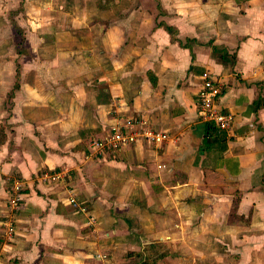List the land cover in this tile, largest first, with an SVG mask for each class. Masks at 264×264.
Listing matches in <instances>:
<instances>
[{
	"label": "crops",
	"instance_id": "1",
	"mask_svg": "<svg viewBox=\"0 0 264 264\" xmlns=\"http://www.w3.org/2000/svg\"><path fill=\"white\" fill-rule=\"evenodd\" d=\"M14 2L0 0V220L12 180L22 189L0 264H126L154 244L163 260L221 233L264 260V0H23L21 48L7 38ZM205 72L227 130L198 117ZM132 115L169 139L90 156ZM62 167L63 181L40 177Z\"/></svg>",
	"mask_w": 264,
	"mask_h": 264
},
{
	"label": "rangeland",
	"instance_id": "2",
	"mask_svg": "<svg viewBox=\"0 0 264 264\" xmlns=\"http://www.w3.org/2000/svg\"><path fill=\"white\" fill-rule=\"evenodd\" d=\"M14 1H15L14 3H11L13 5L14 9H12L8 12L5 11V16L8 20V22H10V24L13 26L12 27L13 29L8 34L7 38H10L11 41H13V43H16V46L19 45V48H21L23 46L24 35H23V29L20 28V30L18 31V27H19L18 20H20L21 16H22L23 0H14ZM49 15H50V11L46 10L44 12V22H48L51 20L50 18L52 16L49 18ZM1 16L2 15H0V18H1ZM132 116H134V115H132ZM126 117H130V116H126ZM126 117H123V118H126ZM204 125H205L204 123L200 124L199 128H202ZM102 134L97 135L95 138H93L89 141L88 149H87L89 154L93 152L92 144L94 142V139L101 136ZM140 142H146V141H140ZM164 142H166V141H164ZM163 143H160V145ZM155 145H157V144H155ZM90 156H94V158H99V159L101 158L100 156L95 157V155H91V154H90ZM64 168H66L67 171L63 172ZM54 172L61 173V177L56 179V180L44 178L43 175L45 173H49V174L53 173V172H48V171L43 172L40 177L48 183L49 182H60V181H63L65 179V176L68 175V173L70 171H69L68 167H62V168H60ZM18 180L20 183H22L20 179H18ZM209 180H210L209 176L207 178L204 177L205 183ZM215 180H217V182L224 181L219 176H216ZM11 184L13 185V180H12ZM12 185L10 188V192H9V195L7 198L8 201L6 204L8 211H7L6 215H4L3 218H1V220H0V222H3V224H1V225H3V227L5 228L3 231L4 232L3 236H8V237L10 235H12L15 231V228H14L15 227V225H14L15 219H16L15 212L18 209L19 204H20V200H21V196H20V199L16 204L17 206L15 205L16 207L11 204V200H13L12 198L15 196L14 192L12 190ZM224 188H225L224 185L220 187V189H224ZM21 189H22V184L20 187V193L19 194H21ZM13 207H15V208H13ZM231 208H232L231 209L232 213L235 212L237 209V207L234 204H232ZM76 210H78V209H76ZM188 212H190V211H188ZM91 219L93 220V217ZM246 222H247L246 220L241 218V219L235 221V225L238 227H243L249 238L252 236H255V235H259L260 229L257 228L258 226L257 227L251 226V227H248L246 229V227H244L246 225ZM93 223H95V222H93ZM127 224L129 227H131L130 222H127ZM208 225H211V224H208ZM207 228L208 227L206 226V229ZM235 231L237 233L241 230L237 229ZM0 236H2V235H0ZM218 237L220 238L219 239L220 242L216 241V239L214 240V237H212V238L201 237L200 238L201 239L200 243H202L203 241L205 243V240L210 242L208 244L209 247H206L208 250L206 249L204 252H200V251L184 252V253H181L179 251H176L174 253L172 252L171 256L168 257L167 259L165 258V259L161 260V262H163V263H160V264H234V260L236 262H240L241 264H264L263 258H260L261 257L260 253H256V252H252L249 254L240 253V251L244 248V246L241 248H238L239 246H236L234 242H232V245H229L228 237L222 233L220 235L218 234ZM254 240H258V237H254ZM250 242H252V241H250ZM94 255L97 256V258L99 257L101 259H105V258H108L110 254L109 255H108V253L107 254H104V253L99 254V252H97V253H94ZM121 255H122V253L119 255V257H121ZM123 257H126V258L128 257V259H129L128 263H126V264H144L143 255H140V253L130 252V251L126 252V253L123 252Z\"/></svg>",
	"mask_w": 264,
	"mask_h": 264
},
{
	"label": "built area",
	"instance_id": "3",
	"mask_svg": "<svg viewBox=\"0 0 264 264\" xmlns=\"http://www.w3.org/2000/svg\"><path fill=\"white\" fill-rule=\"evenodd\" d=\"M220 92L221 84L209 72H205L203 74L202 87L198 92L197 114L200 120L213 123L220 130H227L231 126L234 117L232 113L222 111L218 108L216 101ZM168 138L167 131L154 129L145 117L135 115L121 119L118 118L108 126L107 130L101 136L94 139L92 144L93 152L90 154L102 156L104 152L114 151L120 147L135 144L140 141L160 144L167 141ZM65 171H67L66 168H64L63 172ZM43 177L56 180L61 177V173H45ZM20 187L21 183L18 179H15L12 185V190L15 195L12 198L13 200H11L13 206L20 199ZM68 203L77 209L85 210L84 207L77 203L73 195L68 198ZM0 224H3V222H0Z\"/></svg>",
	"mask_w": 264,
	"mask_h": 264
},
{
	"label": "trees",
	"instance_id": "4",
	"mask_svg": "<svg viewBox=\"0 0 264 264\" xmlns=\"http://www.w3.org/2000/svg\"><path fill=\"white\" fill-rule=\"evenodd\" d=\"M236 195H238L237 198H235ZM239 197L240 196L238 192H235L234 205L238 202ZM140 255H143L144 264H157L158 261L164 258L165 255H167V252L161 251L160 248L154 244V245L145 246L143 252H141Z\"/></svg>",
	"mask_w": 264,
	"mask_h": 264
}]
</instances>
